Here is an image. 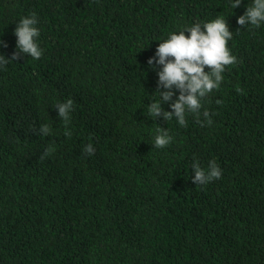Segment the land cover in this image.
<instances>
[{"label": "trees", "instance_id": "16d2710c", "mask_svg": "<svg viewBox=\"0 0 264 264\" xmlns=\"http://www.w3.org/2000/svg\"><path fill=\"white\" fill-rule=\"evenodd\" d=\"M233 2L0 0V54L33 12L43 49L0 69V264H264V23L238 25L253 0ZM218 17L238 63L203 101L211 126L150 117L158 44ZM68 99L66 129L55 105ZM194 157L222 178L193 184Z\"/></svg>", "mask_w": 264, "mask_h": 264}, {"label": "clouds", "instance_id": "9594fccd", "mask_svg": "<svg viewBox=\"0 0 264 264\" xmlns=\"http://www.w3.org/2000/svg\"><path fill=\"white\" fill-rule=\"evenodd\" d=\"M240 4L241 0H234L233 9ZM262 23H264V0H253L245 13L237 18V24L244 28L248 25L260 27ZM37 24L38 18L34 12L18 21L14 30L16 51L12 53L11 59H6L0 54V69H5L7 64L19 60L22 55L30 56L33 60L42 57L43 49L37 42L40 36ZM185 33L188 35L186 36ZM231 39L232 31L229 30L227 20L218 17L203 24L197 22L178 33H171L167 39L160 42L154 56L147 61L149 66H159L156 90L159 100L148 106V115L154 119L163 117L166 122L175 118L178 125L184 128L187 127L186 116L192 114L202 126L205 123L211 126V114L207 109L201 113V109L203 101L220 87L226 67L238 63L237 57L232 55L227 47ZM0 46L6 48L8 45L0 39ZM236 91L242 93L243 90L237 88ZM177 92L178 96H176ZM216 103L221 104L222 101L217 100ZM162 104H168L171 111L164 110ZM55 108L67 129L70 113L74 110L73 101L68 99L66 102L57 103ZM201 114L204 117L202 121L199 120ZM50 131L49 126L44 124L38 129V134L47 136ZM64 135L70 138L72 133L66 130ZM172 140L173 137L167 129L158 127L152 145L155 149H163ZM54 151L53 146L47 147L41 154L40 160L43 161ZM82 153L85 156L94 155L95 148L92 143L85 145ZM191 169L194 170L192 183L195 185H207L222 178V169L215 160L209 161L207 169H204L194 157Z\"/></svg>", "mask_w": 264, "mask_h": 264}]
</instances>
